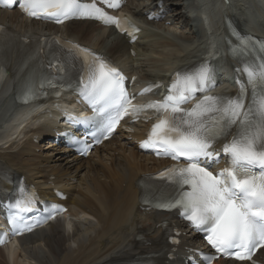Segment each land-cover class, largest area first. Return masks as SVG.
<instances>
[{"label":"bare ground","instance_id":"1","mask_svg":"<svg viewBox=\"0 0 264 264\" xmlns=\"http://www.w3.org/2000/svg\"><path fill=\"white\" fill-rule=\"evenodd\" d=\"M166 1L179 3L177 0ZM230 1V5L224 0L198 1L201 11L207 12L208 22L206 28L194 20L197 34L176 20L183 9L198 16L193 14L198 12L196 0H186L184 7L178 4L180 12L167 11L165 21L158 23L146 20L145 13L152 6L150 0H131L124 13L139 20L144 28L141 39L135 44H130L129 38L116 34L113 29L101 28L94 22L72 23L63 27L49 25L46 29L112 57L131 75L137 74L141 82L168 80L176 69L184 65L205 62L209 58L214 61L225 59V15L238 21L243 32H264L261 21L264 12L255 0ZM252 4L260 15V18L255 17L258 19H255V25L248 22L246 16V12L253 9ZM248 17L253 18L251 15ZM244 21L245 26L242 25ZM166 22L172 24L166 26ZM0 23L21 35L45 29L44 24L30 22L16 11H0ZM131 50L136 54H132ZM13 52L14 49L9 46L7 54ZM10 57L14 64L16 58L13 55ZM33 74L34 69L30 66L26 82L32 79ZM224 77L223 80H227ZM14 89L15 84L11 82L1 88L0 124L9 111L8 98L12 99ZM231 89L232 86L223 83L215 90L201 93L197 99ZM4 125L8 128L10 123ZM53 125L54 121L48 126L38 124L36 120L26 121L24 130L14 132L16 137L8 129L3 130V134L0 131V144L8 146L0 147V175L5 172L16 177L25 176L27 182L36 185L43 196H50L55 187L65 189L69 194L66 203L69 204L70 214L67 219L57 220L48 228L0 249V264H115L121 258L134 259L143 253L171 252L165 223L175 222L183 230L185 226L174 214L153 212L141 203L140 189L146 175L166 165L165 161L137 151L134 141L141 135L121 133L94 155L81 160L68 156L62 148L34 142V135L41 130L49 132ZM221 144L223 142L214 147L222 148ZM5 187L10 188L8 185ZM139 235L150 243L140 245ZM180 238L186 245L197 236L188 232ZM261 256L264 262V251ZM218 264L232 263L220 261Z\"/></svg>","mask_w":264,"mask_h":264},{"label":"rangeland","instance_id":"2","mask_svg":"<svg viewBox=\"0 0 264 264\" xmlns=\"http://www.w3.org/2000/svg\"><path fill=\"white\" fill-rule=\"evenodd\" d=\"M178 1V0H177ZM179 3H181V1L179 2ZM196 32V31H195Z\"/></svg>","mask_w":264,"mask_h":264}]
</instances>
